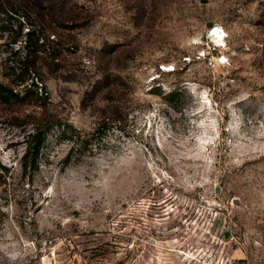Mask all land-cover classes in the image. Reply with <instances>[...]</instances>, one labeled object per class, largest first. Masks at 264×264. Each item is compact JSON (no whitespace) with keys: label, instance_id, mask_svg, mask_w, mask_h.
Segmentation results:
<instances>
[{"label":"rangeland","instance_id":"1","mask_svg":"<svg viewBox=\"0 0 264 264\" xmlns=\"http://www.w3.org/2000/svg\"><path fill=\"white\" fill-rule=\"evenodd\" d=\"M0 86V264H264V0H0Z\"/></svg>","mask_w":264,"mask_h":264},{"label":"trees","instance_id":"2","mask_svg":"<svg viewBox=\"0 0 264 264\" xmlns=\"http://www.w3.org/2000/svg\"><path fill=\"white\" fill-rule=\"evenodd\" d=\"M38 51H39L38 49L36 50L34 48L32 52H29V54L33 52H38ZM29 54L26 56L27 60L29 59ZM32 86H35L33 82H32ZM32 86H30V88H27L25 90V94H27L28 92H31L30 89ZM7 95L17 96L13 94L11 91L7 92V90L4 89V87L0 86V101H5L7 98ZM23 139H24L23 141L24 150H23V154L21 157V159L23 160V164H26L25 162L27 161L29 155L32 152V154L30 155V161L28 163L29 165H35L37 156L46 139V131L35 128L33 129L32 133L26 134L25 137H23ZM32 141H33V144H32Z\"/></svg>","mask_w":264,"mask_h":264},{"label":"bare ground","instance_id":"3","mask_svg":"<svg viewBox=\"0 0 264 264\" xmlns=\"http://www.w3.org/2000/svg\"><path fill=\"white\" fill-rule=\"evenodd\" d=\"M212 39L215 41L216 45L222 47L224 45L223 33L218 27H214L211 30Z\"/></svg>","mask_w":264,"mask_h":264},{"label":"water","instance_id":"4","mask_svg":"<svg viewBox=\"0 0 264 264\" xmlns=\"http://www.w3.org/2000/svg\"><path fill=\"white\" fill-rule=\"evenodd\" d=\"M211 27V26H210Z\"/></svg>","mask_w":264,"mask_h":264}]
</instances>
